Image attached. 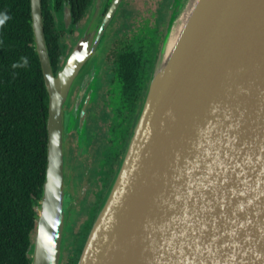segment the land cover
Here are the masks:
<instances>
[{"label": "water", "instance_id": "obj_1", "mask_svg": "<svg viewBox=\"0 0 264 264\" xmlns=\"http://www.w3.org/2000/svg\"><path fill=\"white\" fill-rule=\"evenodd\" d=\"M123 1L101 17L106 0H95L55 71L42 0H30L48 96L31 264L62 262L73 203L69 97L81 78L93 89ZM76 264H264V0L171 1L135 125Z\"/></svg>", "mask_w": 264, "mask_h": 264}, {"label": "trees", "instance_id": "obj_2", "mask_svg": "<svg viewBox=\"0 0 264 264\" xmlns=\"http://www.w3.org/2000/svg\"><path fill=\"white\" fill-rule=\"evenodd\" d=\"M86 1H81V9ZM43 17L54 68L57 52L49 41L44 13ZM158 27L155 23L139 30L147 34L140 41L146 44L143 48L148 46L142 61L137 52H131V76L145 88L160 40ZM47 113L48 96L34 44L30 0H0V264H31L28 248L34 238L47 162ZM110 181L97 191L92 217L78 236L71 264L77 263Z\"/></svg>", "mask_w": 264, "mask_h": 264}, {"label": "flooded vegetation", "instance_id": "obj_3", "mask_svg": "<svg viewBox=\"0 0 264 264\" xmlns=\"http://www.w3.org/2000/svg\"><path fill=\"white\" fill-rule=\"evenodd\" d=\"M81 1L83 0H43V13L47 20L49 41L54 43L52 45L57 52L55 71L63 65L88 24L95 0H87L84 9H81V5L84 4ZM171 1H166L169 4H165L166 14L164 16L159 15L158 9V14H155L153 23H145L139 30L144 31L146 26L151 27L155 23L158 24L159 30L161 23L166 20L167 8ZM111 2L112 0H106L101 17L105 15ZM121 5L117 14L122 8ZM125 17L122 25L129 27L127 26V12ZM112 24L105 39L106 55L102 64V73L99 77L97 76V80L93 83V89H89L88 82L84 77L74 85L69 97L68 110L71 112V119L68 126L66 180L74 186V192L72 193L73 206L69 212L65 245L67 244L69 229L75 224L72 214L76 200V188H81L85 183L89 185L96 183V178L99 175H101V185L112 179L111 176L113 177L122 159L147 88V86L145 88L142 83L137 82L134 76H131V52H137L139 54L138 59L142 61V52L148 46L143 48L146 44H141L140 41L147 34L134 33L130 36L125 32L121 34L117 31L111 32ZM131 40L134 41L132 43L133 49H131ZM159 42L160 40L157 43V49ZM125 55L127 56L124 57ZM148 82L149 79L147 85ZM86 85L87 88L83 91ZM86 93H89L90 97L86 104L84 118L81 119V107L86 99ZM102 136H104V140L100 141ZM74 149H77V153L74 152L73 154ZM91 151L98 158V163L94 166H92L93 163H90L84 167L82 161L79 160V155H88ZM82 177L83 180H81ZM93 208L94 202L89 204L85 210L87 216L80 225L81 229L92 217Z\"/></svg>", "mask_w": 264, "mask_h": 264}, {"label": "rangeland", "instance_id": "obj_4", "mask_svg": "<svg viewBox=\"0 0 264 264\" xmlns=\"http://www.w3.org/2000/svg\"><path fill=\"white\" fill-rule=\"evenodd\" d=\"M166 1L167 0H124L122 3L123 6L121 5L122 10L120 9L121 10V11L119 10L120 13L118 12V14L116 15L114 24H112L113 27L110 31L111 32L117 31L120 34L125 32L130 36L133 35L134 33H139V28L143 24L153 23L155 14L156 15L158 14V9H159L160 16H164L166 14L165 4L166 5L169 4ZM169 7L170 5L167 8V13H168ZM126 12L128 14L127 26L129 27H123L122 25L123 20L126 19L125 17ZM164 24H165V21L164 23L162 22L160 25V41L162 38ZM103 140H104V136L100 137V141H103ZM67 145H68V139H67ZM74 152L77 153V149L73 150V154ZM79 157H80L79 160L82 161L84 167L90 163H93L92 166L97 165L98 163V158L96 157L93 151L88 153V155L81 154L79 155ZM83 177L81 178V180H83ZM100 177L101 175H99L96 178L97 179L96 183H93L92 185L85 183L83 186H81V188H78V187L76 188L77 190L76 197H75L76 200L74 201V212L72 214L75 220V224H74V227L69 229V233L67 235V239H68L67 244L63 248L61 264H71V258L73 257V254L75 252V247L78 245L76 244L78 242V236L82 232L80 225L82 224V222L87 216V213L85 211L86 208H88L89 204L93 203L94 199L96 198L95 196L96 192L101 186ZM68 184L70 185V191L73 193L74 186L71 184V182H68ZM67 224H68V220H67ZM66 234H67V229H66Z\"/></svg>", "mask_w": 264, "mask_h": 264}, {"label": "bare ground", "instance_id": "obj_5", "mask_svg": "<svg viewBox=\"0 0 264 264\" xmlns=\"http://www.w3.org/2000/svg\"><path fill=\"white\" fill-rule=\"evenodd\" d=\"M177 27H178V24L174 27V30H173V32H172V34H171V36H170V39H169V44H170V42L172 41V39H173V37H174V35H175V33H176V29H177Z\"/></svg>", "mask_w": 264, "mask_h": 264}]
</instances>
